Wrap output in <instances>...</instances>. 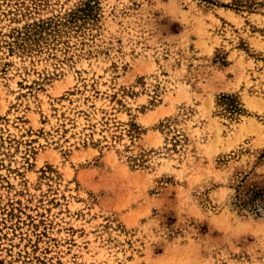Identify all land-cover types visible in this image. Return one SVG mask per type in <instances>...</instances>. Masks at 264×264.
Listing matches in <instances>:
<instances>
[{"label":"rangeland","instance_id":"rangeland-1","mask_svg":"<svg viewBox=\"0 0 264 264\" xmlns=\"http://www.w3.org/2000/svg\"><path fill=\"white\" fill-rule=\"evenodd\" d=\"M0 264H264V0H0Z\"/></svg>","mask_w":264,"mask_h":264},{"label":"trees","instance_id":"trees-1","mask_svg":"<svg viewBox=\"0 0 264 264\" xmlns=\"http://www.w3.org/2000/svg\"><path fill=\"white\" fill-rule=\"evenodd\" d=\"M95 10V5L91 3H85L83 7V22H88L89 19H92L93 11ZM136 135V131L134 133Z\"/></svg>","mask_w":264,"mask_h":264}]
</instances>
